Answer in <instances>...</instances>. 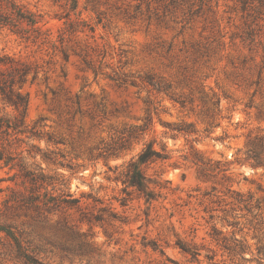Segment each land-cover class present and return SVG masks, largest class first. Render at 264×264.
Wrapping results in <instances>:
<instances>
[{
	"label": "rangeland",
	"instance_id": "rangeland-1",
	"mask_svg": "<svg viewBox=\"0 0 264 264\" xmlns=\"http://www.w3.org/2000/svg\"><path fill=\"white\" fill-rule=\"evenodd\" d=\"M19 1L43 13L56 38L64 2ZM103 2L106 28L90 40L98 75L78 57L65 64L0 30V52L49 70L47 82L25 88L26 122L44 119L43 132L62 142L0 140L3 224L39 264H264V15L236 0ZM83 18L95 24V15ZM114 72L127 84L112 81ZM3 115L15 113L0 99ZM148 116V131L125 142V130ZM179 125L191 133L174 131ZM149 143L167 158L142 167L156 193L147 203L125 181ZM23 166L52 177L50 192L76 207L39 214L14 201L30 195ZM2 236L0 264H28Z\"/></svg>",
	"mask_w": 264,
	"mask_h": 264
},
{
	"label": "trees",
	"instance_id": "trees-1",
	"mask_svg": "<svg viewBox=\"0 0 264 264\" xmlns=\"http://www.w3.org/2000/svg\"><path fill=\"white\" fill-rule=\"evenodd\" d=\"M54 1L55 3L64 2L61 4L64 11L56 15V18L62 22V27L56 38L53 36L52 29L47 26L48 22L45 15L29 9L19 0H0V30H8L17 36L26 48L36 47L40 51L44 48L52 50L54 54L62 57L65 64L70 62L72 56L78 57L87 68L92 69L98 75L100 67L95 68L93 66L94 54L92 52H95V49L90 40H93V43L96 40L97 27L106 28L104 23L106 14L100 10V7L106 5V2H103V0H86L83 9H81L79 0ZM236 1L242 5L244 11L252 10L264 15V0ZM84 11L95 15L94 25L83 18ZM247 35L248 39H253L252 32H248ZM108 77L119 85L127 84L128 81L127 77L120 72H114L113 75H108ZM49 79V70L38 61L22 55L0 52V99L6 107L11 108L15 113L13 117L0 116V140L11 136L28 135L30 138L46 139L48 144L62 143L55 139L51 133L43 132L41 123L44 119L37 120L32 127L26 122L30 102L29 93L25 91L26 86L47 82ZM145 80L158 93H168L169 88L156 81L153 75L147 74ZM76 99L79 103L80 96L76 95ZM171 99L177 102L173 97ZM151 122L152 119L148 116L145 119L144 126H134L130 130H125L123 136L125 142L128 143L130 140L138 139L145 134ZM190 128V125H179L176 126L174 131L179 134L191 133ZM127 145L124 144L121 149H126ZM164 150L165 148H163ZM108 151L110 156L118 155V150L114 147ZM44 157L51 160L47 155H44ZM166 158L162 152L153 148L152 143H149L128 167L125 184L137 190L146 199L147 203L156 199V193L151 189L152 181L146 176L142 167ZM3 159L4 157L0 156V160ZM59 165L65 167L62 163H59ZM22 170L24 171V178L30 184L28 188L30 195L27 197L19 195L21 197L13 199L14 201L26 206L28 209H35L39 214H44V211L51 213L76 207L75 199L61 201L50 192L48 187L52 183H47V180H51L52 177H47L42 172L35 176L24 166ZM66 196L72 197L70 193ZM1 216L0 241L4 238L2 234H5V237L12 239L18 247L19 258L24 259L28 264H39L36 259L27 253L21 241L16 238L11 229L3 224ZM180 247L185 253L193 254L186 246L181 245Z\"/></svg>",
	"mask_w": 264,
	"mask_h": 264
}]
</instances>
